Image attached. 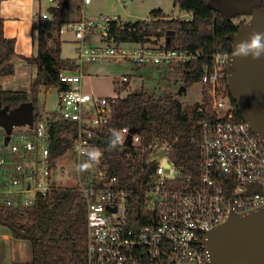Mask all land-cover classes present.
<instances>
[{
    "label": "built area",
    "instance_id": "2783aa9c",
    "mask_svg": "<svg viewBox=\"0 0 264 264\" xmlns=\"http://www.w3.org/2000/svg\"><path fill=\"white\" fill-rule=\"evenodd\" d=\"M89 3L91 0H83ZM193 15V13H192ZM46 11L35 12V25L48 19ZM118 16L89 18L84 14L65 23L78 41L75 68L59 71V117L77 124L73 149H91L96 129L109 122L106 95L83 87L86 62H129L185 72L202 51L135 42L117 44L108 38L110 23ZM99 34L103 44H89L87 37ZM232 50L216 51L203 64L202 97L209 103L200 108L210 117L195 122L190 141L193 153L181 155L178 137H155L148 144L142 133H132L130 146L147 152L142 183L137 187L144 199V212L127 216L130 192L116 176L104 169L80 191L87 199L88 264H211L204 242L208 232L233 214H245L264 205V140L256 133L230 94L228 69ZM130 79L122 75L120 83ZM126 130V131H125ZM127 140L131 129L120 126ZM51 125L48 117L33 124L15 125L10 133L0 126V204L27 208L53 186ZM26 264H30L26 261Z\"/></svg>",
    "mask_w": 264,
    "mask_h": 264
},
{
    "label": "trees",
    "instance_id": "16d2710c",
    "mask_svg": "<svg viewBox=\"0 0 264 264\" xmlns=\"http://www.w3.org/2000/svg\"><path fill=\"white\" fill-rule=\"evenodd\" d=\"M48 10L52 17L46 27L39 26L37 53L23 56L37 67L36 76L29 90L4 88L0 82L1 106L12 110L24 102L34 104L35 123L44 117L38 104L42 86L54 85L59 89L67 86L60 81L59 71L75 68L74 62L61 58V26L78 20L81 3L75 0H54ZM212 0H173L180 10L192 12V18L171 17L162 8L153 10L147 18L123 21L119 16L110 23L108 38L117 44L135 42L160 44L171 48L202 51L205 56L189 64L182 72L186 91L203 75V64L216 51L232 50L233 38L246 22H236L221 14L211 5ZM262 3L260 6H263ZM80 15L79 18L77 16ZM173 33L169 35V31ZM56 31V32H55ZM170 36L169 42L167 38ZM15 38L4 34L3 19L0 18V78L15 73ZM161 68V67H159ZM177 68V67H176ZM122 90L126 93H122ZM230 90V89H229ZM183 92V90H182ZM231 94V93H230ZM109 122L96 129L90 138L92 148H98L103 156L98 169H104L107 178L116 176L121 186L131 189L127 216L130 220L143 214L144 199L137 187L142 183L147 152L141 154L126 143L116 149L109 148L111 132L124 125L144 135L148 144L155 137L169 140L178 137L181 155L193 153L190 141L195 133V122L210 117L206 110L207 96L192 105H183L174 94L155 97L146 88H134L130 79L122 82L116 94L107 95ZM238 113L241 112L238 108ZM52 165L70 149L78 132L77 124L59 117L58 110L50 112ZM87 199L79 185L55 184L46 195L38 196L27 208H11L0 204V225L12 229L15 237L28 239L31 249L30 264H88ZM23 232V233H22ZM8 264H26L12 261ZM138 264H154L142 260Z\"/></svg>",
    "mask_w": 264,
    "mask_h": 264
},
{
    "label": "water",
    "instance_id": "95a60500",
    "mask_svg": "<svg viewBox=\"0 0 264 264\" xmlns=\"http://www.w3.org/2000/svg\"><path fill=\"white\" fill-rule=\"evenodd\" d=\"M264 0H212L211 5L221 14L234 18L241 14L250 18L233 38L232 58L228 69L230 93L242 117L264 140V54L258 59L251 55L235 56L234 45L248 41L254 32L264 33ZM169 35L173 33L170 30ZM170 36L167 38L169 42ZM186 87L182 86L181 91ZM34 104L24 102L8 110L1 106L0 126L10 133L15 125L33 124ZM126 144H131L132 133ZM23 233V232H22ZM211 253V264H264V205L245 214H233L212 228L204 241Z\"/></svg>",
    "mask_w": 264,
    "mask_h": 264
},
{
    "label": "rangeland",
    "instance_id": "374dc122",
    "mask_svg": "<svg viewBox=\"0 0 264 264\" xmlns=\"http://www.w3.org/2000/svg\"><path fill=\"white\" fill-rule=\"evenodd\" d=\"M162 8L171 17L189 18L190 13L180 10L174 5L173 0H93L91 3L82 6L80 15L83 14L89 18H99L101 16H119L127 21H135L138 19L147 18L150 13ZM77 16V18L80 17ZM250 15L241 14L233 19L236 22L247 21ZM56 32V31H55ZM71 29H66L61 34V58L65 61L70 60L76 56L78 41L67 40L68 33ZM73 34V33H72ZM63 35V36H62ZM96 34L87 37L89 44H98ZM26 62L33 64L31 61L25 59ZM35 65V64H34ZM84 71L89 76L83 78L85 90L93 91L98 95L116 94L118 87L121 85L120 81L114 83V79L121 77L124 74H130L131 86L138 88H146L155 97L165 96L168 93L176 95L183 105H192L202 97L201 83H194L187 91H181L183 85L182 72L178 68L136 65L129 62H111V61H97L86 62L83 66ZM26 72L17 69L16 74L8 77L5 82L6 88H19L30 83V74L25 75ZM36 76V75H35ZM33 77V79L35 78ZM32 79V82H33ZM31 82V83H32ZM122 93L126 91L122 90ZM38 104L40 109L44 104L47 111L59 109V91L54 85L42 86L38 96ZM48 117V114H45ZM86 156H78L74 150H69L57 161L56 173H64L59 178L57 183L62 185H84L89 184L98 174V167L95 165L91 170L80 172L77 165L86 161Z\"/></svg>",
    "mask_w": 264,
    "mask_h": 264
},
{
    "label": "crops",
    "instance_id": "0c3cea01",
    "mask_svg": "<svg viewBox=\"0 0 264 264\" xmlns=\"http://www.w3.org/2000/svg\"><path fill=\"white\" fill-rule=\"evenodd\" d=\"M75 1L76 3L80 2L81 6H85L86 4L91 3L93 0H91L89 3L86 4L84 3L83 0H75ZM53 4H55L54 0H0V18L3 19L4 34L7 37H13L16 40L15 42L16 53L13 57V61L15 63L14 74H16L18 68L19 70H22V72H26L25 75L30 74L29 76L30 83L28 85H24L22 88L19 87L16 89L29 90L32 79L37 72L36 65L26 62L25 58L23 57V56H32L37 53L38 27L35 25L34 13L46 11L50 14V17L48 19L42 20L40 22V26L46 27V25L50 22V19L52 17L48 8ZM188 13H190L189 18H192V12H188ZM121 19L123 21H127L124 20L123 18ZM67 35L68 36L65 37V39L75 40V41L77 40L73 31L71 33H68ZM95 37H97V40L99 42L98 44L104 43L101 40L99 34H96ZM73 59L74 58H72L70 61L72 62ZM14 74L2 76L0 78V82L4 88H6L4 83L10 82L9 80H7L8 77L13 76ZM86 75L89 76V74ZM129 76L131 80V75L129 74ZM119 79L120 77L119 78L115 77V79L113 80L115 85L117 83L116 81H118ZM84 86L85 84L83 83V87ZM9 89H13V88H9ZM40 110L44 115L56 111V110L47 111L45 104L44 106H42ZM70 150H74V149H70ZM58 160L59 159L55 161V166L53 167V185L54 183L59 184V182L57 183L56 180L61 178L64 173L63 169H61L62 171L59 173H56L55 171L57 168ZM30 259H31V249L28 239L15 237L13 235L12 229L9 226L0 225V264H8L12 261L25 262V261H29Z\"/></svg>",
    "mask_w": 264,
    "mask_h": 264
},
{
    "label": "clouds",
    "instance_id": "9594fccd",
    "mask_svg": "<svg viewBox=\"0 0 264 264\" xmlns=\"http://www.w3.org/2000/svg\"><path fill=\"white\" fill-rule=\"evenodd\" d=\"M233 52L235 56L251 55L253 59H258L264 54V33L254 32L250 35L248 41H242L234 45ZM126 131V130H125ZM124 137L120 131L114 130L111 132L109 140V148L116 149L123 144ZM80 154L87 157V160L78 164L77 168L80 172L91 170L95 165L101 162L103 153L98 148L80 149Z\"/></svg>",
    "mask_w": 264,
    "mask_h": 264
}]
</instances>
